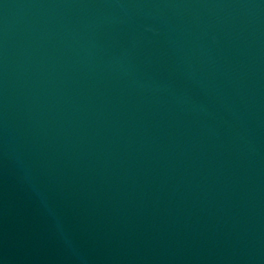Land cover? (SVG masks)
Masks as SVG:
<instances>
[{"label":"water","instance_id":"95a60500","mask_svg":"<svg viewBox=\"0 0 264 264\" xmlns=\"http://www.w3.org/2000/svg\"><path fill=\"white\" fill-rule=\"evenodd\" d=\"M0 264H264V0H0Z\"/></svg>","mask_w":264,"mask_h":264}]
</instances>
